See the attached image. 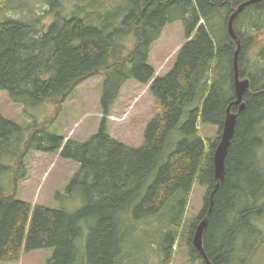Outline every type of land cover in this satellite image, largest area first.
I'll list each match as a JSON object with an SVG mask.
<instances>
[{"label":"trees","instance_id":"1","mask_svg":"<svg viewBox=\"0 0 264 264\" xmlns=\"http://www.w3.org/2000/svg\"><path fill=\"white\" fill-rule=\"evenodd\" d=\"M13 1L2 0L0 12ZM244 1L76 0L62 13V0H46L47 13L53 15L46 29L40 16L0 22V92L13 104L58 109L80 83L104 77L103 117L87 141L52 135L45 124L35 122L25 129L0 115V177L11 176L13 184L6 192L0 183V263L17 262L23 248L52 249L47 264H124L131 244L144 241L145 227L152 225L164 264H169L193 185L198 184L206 194L202 210L184 233L190 261L204 264L191 241L195 225L206 217L203 248L211 264H251L264 244V227H258L264 218V46L251 73L245 55L254 42L248 32L264 26V0L234 20L241 43L239 77L248 79L250 87L242 99L244 110L231 108L236 125L217 188L213 167L226 109L235 99L236 45L227 21ZM244 18L249 19L246 34L237 26ZM175 21L182 23L185 43L172 70L155 77L148 63L150 48ZM130 36L134 43L127 50ZM131 80L150 84L156 109L138 149L106 131L111 106ZM199 125L216 127L217 138H203ZM31 151L59 153L79 165L67 192L79 193L82 208L72 214L42 206L32 210L16 198ZM85 230L81 252L75 243Z\"/></svg>","mask_w":264,"mask_h":264},{"label":"rangeland","instance_id":"2","mask_svg":"<svg viewBox=\"0 0 264 264\" xmlns=\"http://www.w3.org/2000/svg\"><path fill=\"white\" fill-rule=\"evenodd\" d=\"M74 1L76 0H62V13L69 11ZM1 2L2 0L0 4ZM48 10L46 0H14L7 10L0 12V22L7 19L29 22L40 16L41 19L43 18V20L40 19L41 25L43 29H46L53 20V15L48 14ZM248 21L249 19H241L237 25L244 34L248 29ZM248 33L250 36L253 35L254 39L245 55V64L249 67L246 68L247 73H251L252 62L257 58L259 49L264 46V26L262 30L254 28ZM125 42H127V50L131 49L134 43L133 36L128 37ZM184 43V31L180 21H175L163 28L159 39L151 46L149 53L148 63L154 70L155 77H163L172 70L176 55ZM103 83L102 75L85 80L74 89L58 109L51 104L23 108L13 104L5 92H0V115L25 129L34 122L40 125L45 124L48 133L52 135L84 142L98 131L101 124L103 115L100 97ZM155 115L156 109L150 93V84H139L131 80L123 85L118 98L111 106L110 114L106 118V131L113 139L138 149L143 145L144 130ZM185 120L186 115L182 117L181 124ZM199 131L203 138L211 141L218 136L216 127L199 125ZM167 154L168 150L163 153V161ZM260 156L261 160L264 159V146ZM26 164L27 177L18 184L16 189L18 200L28 203L32 210L36 206H42L72 214L82 208L83 203L79 193L67 192L68 185L79 172L78 164L62 159L59 153L44 154L35 151L29 152ZM262 166L264 167V161ZM0 183L6 192H11L13 188L11 176L0 177ZM205 194L204 187L198 184L193 185L179 231V239L171 246L169 264H200V261H190L188 238L184 233L202 210ZM258 227L263 229L264 218L258 223ZM144 232L147 233L144 241H140V244L138 241L133 242L127 250L125 254L127 260H124V264L127 262L128 264H164V252L159 249V236L155 237L154 227L148 225ZM87 235L88 231L85 230L84 235L75 243L79 249L81 248V252L84 250ZM52 254V249L25 252L22 248L17 262L0 264H47ZM141 258L144 262H141ZM251 264H264V244L252 257Z\"/></svg>","mask_w":264,"mask_h":264},{"label":"water","instance_id":"3","mask_svg":"<svg viewBox=\"0 0 264 264\" xmlns=\"http://www.w3.org/2000/svg\"><path fill=\"white\" fill-rule=\"evenodd\" d=\"M263 0H246L234 10L227 21V33L236 45L233 55V86L235 99L226 109V114L222 126L221 135L218 144L213 154L214 178L218 181L216 188L223 181L224 177V162L227 155L230 142L234 135L237 115L231 112L232 107H237V112L241 113L244 110V103L242 102L244 94L250 87L248 79H241L238 70V56L241 49V43L234 31V20L236 17L248 6L256 4ZM207 218L201 219L194 229L191 245L200 254L204 260V264H211L203 248V234L207 227Z\"/></svg>","mask_w":264,"mask_h":264},{"label":"bare ground","instance_id":"4","mask_svg":"<svg viewBox=\"0 0 264 264\" xmlns=\"http://www.w3.org/2000/svg\"><path fill=\"white\" fill-rule=\"evenodd\" d=\"M173 245V244H172Z\"/></svg>","mask_w":264,"mask_h":264}]
</instances>
